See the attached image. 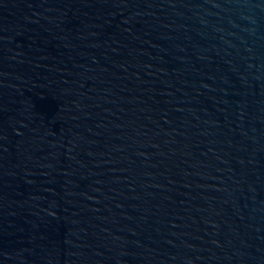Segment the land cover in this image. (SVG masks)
<instances>
[{
    "label": "water",
    "instance_id": "1",
    "mask_svg": "<svg viewBox=\"0 0 264 264\" xmlns=\"http://www.w3.org/2000/svg\"><path fill=\"white\" fill-rule=\"evenodd\" d=\"M0 264H264V0H0Z\"/></svg>",
    "mask_w": 264,
    "mask_h": 264
}]
</instances>
